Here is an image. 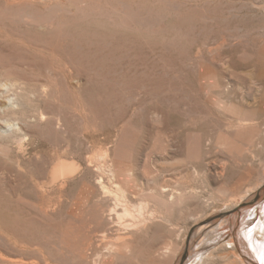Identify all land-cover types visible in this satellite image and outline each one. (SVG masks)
<instances>
[{
	"label": "rangeland",
	"instance_id": "obj_1",
	"mask_svg": "<svg viewBox=\"0 0 264 264\" xmlns=\"http://www.w3.org/2000/svg\"><path fill=\"white\" fill-rule=\"evenodd\" d=\"M2 7L0 1V81H14V92L20 93L17 114L9 112L4 118H21L24 123L22 147L11 138L0 141V164L9 172V180L16 178L11 186L0 181V206L12 219L16 216L7 228L0 225V254L23 251V232L26 239L52 244L56 234L67 227L68 212L83 187L89 185L99 191L96 194L101 193L95 182L98 176L128 189L132 204L144 199L152 208L166 212L170 220L160 225L155 237L146 233L137 236L136 243L143 250L138 259H113L112 264H154L152 255L166 242L173 245L179 258L184 249L199 252L200 239L188 243L194 224L191 217L198 212H223L228 185L235 186L243 179L244 191L264 178V113L257 114L251 126L241 128L246 136L256 131L242 143L227 129L228 123L238 122L236 114L215 105L219 97L248 112L255 89L258 87V94L264 92V80H254L250 75L256 59L264 63V52L260 53L264 51V0H137L134 25L128 24L122 13H108L41 29L34 23L19 26L6 22L3 27ZM64 29L62 38L56 39V30ZM51 31L56 33L49 36ZM50 40L53 45H49ZM51 47L52 51L48 49ZM216 48L223 56L232 55L235 65L223 63L222 69V61H215V53H211ZM212 66L220 71L216 81L202 75L204 67ZM157 114L165 122H156ZM228 139L238 141V150H227ZM57 163L72 169V174L61 192L51 195L56 209L51 206L46 213L37 206L44 195L36 186L48 180V170ZM223 163L225 179L219 180L217 173ZM109 164L114 168L113 180L107 172ZM128 166L132 168L129 186L125 175ZM113 186L118 189L117 184ZM160 186H168V192L179 190L182 196L177 205L162 203ZM263 204L264 191L241 212L248 209L250 216ZM242 213L235 228L238 233ZM206 232L208 241L202 242L196 263L243 264L232 254L224 258V252L221 257L207 259L211 249L219 248L215 242L223 231L219 237L215 229ZM231 234L224 233V241ZM14 241L20 242L19 246ZM231 246L228 244V249ZM173 260L168 258L165 264H174Z\"/></svg>",
	"mask_w": 264,
	"mask_h": 264
},
{
	"label": "bare ground",
	"instance_id": "obj_2",
	"mask_svg": "<svg viewBox=\"0 0 264 264\" xmlns=\"http://www.w3.org/2000/svg\"><path fill=\"white\" fill-rule=\"evenodd\" d=\"M0 1L3 4L2 11H1L2 12V20L5 22V23H3L4 24L3 27H5L6 22L8 24L19 25V26H21L23 23H28V24L34 23V24L38 25L41 29L44 27L48 28V27H52V26H56V25L61 26V25H65L68 23L72 24V21L75 20L76 18H78V19L79 18H89L91 16L96 17L99 15L101 17H103V16H105V14L107 15L108 13H110V14H119V13L124 14L126 19H127L128 24H131V25H134V22L137 19V12L135 9L137 0H0ZM108 16H110V15H108ZM1 22L2 21L0 20V23ZM13 27H15V26H13ZM135 27H136V25H135ZM0 30H1V28H0ZM133 30H134V28H133ZM56 31H57V33L54 31L56 33V35H55L56 39H59L61 37V34H63L62 31H65V29L64 30H56ZM0 32H2V31H0ZM51 32L52 33L49 36L54 34L53 31H51ZM44 33H46V32H44ZM3 36L5 38H7V33H4ZM63 36L65 37L66 35H63ZM76 36H78V35H76ZM21 37H22V35H21ZM52 37H51V39H52ZM5 40H7V39H5ZM8 40H10V39H8ZM51 41L52 40H50V42ZM16 42H19V41L17 40ZM52 42L49 43V45H51ZM58 42H56L55 46H56L57 50L58 49L60 50V48H58V44H57ZM218 45H219V43H218ZM62 46L63 45H61V47ZM220 46H222V44H220ZM218 48H216V50H214L213 52H211V51L210 52L215 53L214 54L215 59L213 58L215 61H222L221 62L222 63V69L225 68V67H223V66H225V64L228 67L235 65V63H233L235 61H232L233 60L232 55L231 56L230 55L229 56H223L220 53ZM35 49H36V47H35ZM37 49H39V48H37ZM48 49H51V51H52L53 48L51 47ZM48 49H47V51H48ZM42 50H43V48H42ZM63 50H65V49H63ZM44 51H45V48H44ZM263 52L264 51H260V53H263ZM255 62L256 63L254 65V67L250 71L251 78L254 80H258V79L264 80V63H259L258 59H256ZM223 63H225V64H223ZM231 63H233V64H231ZM30 65H32V64H30ZM205 66L207 67V65H205ZM206 67H204V69L202 71V75L207 79H211L212 81H216V79L218 78V71L219 70L215 69V67H213V66L211 68H209V67L206 68ZM244 67H246V66H244ZM213 83H215V82H213ZM228 84H226V85H228ZM230 85L231 84H229V86ZM232 85H233V83H232ZM259 85H261V84H258V86ZM15 86H16V83L14 81L12 82L11 80H7V79L0 81V87L2 88V91H0V119H1L0 121H2V124H3V126L0 125V141H1V139H3L4 140L3 142H5V139L7 140L8 138H11L17 142L16 144H19L22 147V144H23V123H24L22 121L23 119L21 120V118H19V119H17V118L16 119L15 118H13V119L4 118L5 116H7V114H11L9 112L16 113V108H18V106L20 104V99H19L20 93L18 92L19 94H16L14 92ZM222 86L219 85V87H222ZM228 88H230V87H228ZM17 89L18 88H16V91H17ZM45 90H47V89H45ZM255 90L258 91V87ZM257 91L254 94V98L251 97V98H253L252 100H254L253 105H251L252 103L251 104L248 103V106L250 104L251 109H252L248 112H245L243 110V108H241L240 106H236L231 101L227 102L224 99L219 98V97H217L215 99V105H217L219 108L236 114L238 122L232 123V122L226 120V121L230 122L227 125V129H229L230 131H234L233 133L236 134L235 139L240 140V142H242V143H246L249 140L248 138L254 137V135L256 134V131L250 130L251 133H249V135L246 136V133H244L243 129H241V128L250 125L251 124L250 122L255 119L254 117L257 114L261 113V115H262L264 113V92L261 93V91H259L261 94H258ZM243 97L245 99V96H243ZM155 121L162 124L163 122H165V119H164V117L157 114L155 117ZM255 124L256 123L254 122V125ZM256 125H258V123ZM24 127H26V126H24ZM235 139L234 140L228 139L227 141H225V145L227 146V150L230 152L238 150V145H237L238 141H235ZM6 143H8V142H6ZM11 143H12V141H11ZM246 149H247V147H246ZM248 150H247V152H248ZM61 163L55 164L51 168L50 171L47 169L49 172V175L47 176L48 180L46 182H44L43 184H41L40 186L39 185L36 186L37 190H39L41 192L42 196L44 195L42 201L39 204H37V206L46 213L48 211H50L48 209H50L51 206H54V208L56 209L57 202H54L53 197L51 195L57 193V190H59V192H61V190L64 188L65 184L69 181L68 178L72 174L70 172V171H72V169H64V167ZM224 163L226 164V162H224ZM225 164H224V167L221 168V172L217 173L218 178L217 177L216 178L219 180L225 179V174H224V171H226ZM227 164H231V163H228V161H227ZM220 165H221V163H220ZM37 166H35V167H37ZM228 166H230V165H228ZM107 167H108V169H107L108 171L104 168H101V166H100V168L102 170L101 172H104V174H106L108 172L111 175V179H112V176L114 177V172H113L114 168L112 169V167H113L112 164H109ZM100 168H99V170H100ZM7 172H8L7 169L2 164H0V181L8 186L16 178L12 177L10 174L12 179L13 178L14 179H13V181L9 180V176H7ZM38 172H41V171H38ZM131 172H132V168L130 166L125 167V175H126V179H128L126 181L127 186H129L128 184L131 182V180H130L131 179ZM95 179H96V177H95ZM256 179L259 180V177ZM256 181L257 180H255V182ZM15 182H16V180H15ZM95 182L97 183L101 193L96 194L99 191H95V189L89 185H85L83 187L82 192L77 196V198L75 199L73 207L68 212L70 219L68 221V224H66L67 227L65 229H62L59 234H56L55 241L52 244L47 243L46 245H44L45 242L42 243L41 240H40L41 242L37 241L38 238L36 239V241H34L32 239L34 241L33 242L32 240L26 239L25 236L27 235V233L21 232L23 235V238H22V241H23V248L22 249H23V251L16 250L15 253L8 254L6 256L0 254V264H112L113 259L114 260L123 259L126 257L138 259L141 256L143 250H142V247L140 246V244L136 243L135 239L137 238L138 235L143 234V233L152 234L155 237L158 233V228L160 227V225L165 224V223H169L170 220L167 216V213L163 212L159 209H156L157 206H156V208H152L150 203L144 199H142L136 205L132 204L130 199L128 198V189L121 187L120 183L118 185V183L113 182V184L111 185L110 183L105 182L104 178L101 176H98V178ZM114 183L117 184L118 189H113ZM208 183H210V182H208ZM244 184H245V180L241 179L237 184H235V186L229 187V185H228V187L225 188L226 198L224 200V203L226 205H225V208L223 207V212L216 213V214H208V215H202V213L199 214V212H198V214L193 215L191 217V219L194 220V224L192 225V227L189 231V234H190V236L192 234V237H191V240L188 241V243L190 242V244H191L195 240L200 239L199 252H198V250L194 251V250L190 249L192 251L189 253V252H187L188 251L187 249L186 250L184 249L183 256L181 258H179L178 253L177 252L175 253V249H174L173 245L169 242H166L163 245L160 244L161 246L159 245L156 252L152 255V257H151L152 263H154V264H158V263L159 264H165V262H167L168 258H170V259L174 258L173 263L179 264L183 260V258L185 257L186 259H185L184 264H199L200 262L199 263H196V262L200 258V251L202 249V246H201L202 242L203 243L207 242L208 237H209L208 236L209 233L206 231H207V229L208 230L210 229L213 232L215 229L216 230V232H215L216 237H219V235L221 234L220 232L223 231L222 236H220L219 240H217L215 242L216 245L217 244H220V245H219V248L217 247L218 249L217 248L211 249V251L206 256L207 259L208 258L211 259V258H214L216 256L221 257V256H219L220 253L224 252V253H226V254H224V258H225V256H229V254H232L236 259L240 260L243 264H264V204L260 207L259 206L256 207V209L253 210V212L250 216L247 215L248 209H247V211L245 210L244 213H242L243 212L242 210L244 209L243 206L248 205L250 202L253 201V199L255 198L256 195H258L259 193L264 191V178L261 179V181L256 182V184H253L252 186L249 184L251 187H249L243 191ZM33 186L35 187V185H33ZM38 186H39V189H38ZM115 188H116V186H115ZM160 188H161V186H160ZM167 188H168V186L167 187L164 186L161 188V192H162L161 196L163 198L162 203L166 206L174 207L175 205H177L182 194L179 193V190H174L172 192H170V191L168 192ZM191 190L193 191V189H191ZM37 193H38V191H37ZM166 194H167V196H166ZM94 196H96V197H94ZM158 201H159V199H158ZM6 205H8V203ZM134 207H136L137 210ZM133 208L136 211L133 210ZM241 208H243V209H241ZM8 212H9L8 210L6 212V210H3L0 206V225L5 226L6 228L8 227L9 224H12L13 221L15 222V219H16V216H15V219H14V216L12 219V216L10 217V214ZM259 212L261 214H259ZM239 213L245 214L244 217H241L240 224H239L240 227L238 230H240L241 233L235 232L236 225H238V223H239L238 222L239 218H240L238 216ZM229 214H233V215L230 216ZM258 214L260 215L259 219H258V221H255V219L258 218ZM17 217H18V215H17ZM25 217L23 216V218H22L23 223L26 222ZM32 220L33 219H31L30 221H32ZM34 222L35 221L32 222L33 225H34ZM19 223H20V221H19ZM29 223H31V222H29ZM36 223H37L36 224V227H37V225L39 223L38 222H36ZM16 224H18V223L16 222ZM33 225L31 224V226H33ZM42 225H44V224H42ZM22 228H23V231H29L28 229H26V227H22ZM29 228H30V226H29ZM37 229H39V228L37 227L36 230ZM43 229L45 230L44 227H43ZM176 230H175V233L177 236H179L180 232H179L178 228H176ZM39 231L37 233H39ZM226 232H228L229 234L234 232V235L231 234V237L228 240L224 241V239H223L224 235L223 234ZM43 234L46 235V233H43ZM34 235H35V233H34ZM227 235H225V236H227ZM52 236H53V234H52ZM3 237H5V235H3ZM19 237H22V236H19ZM33 237H35V236H33ZM29 238H31V237H29ZM188 239H190V237H188ZM209 241H211V240H209ZM18 243H20V242H17L16 244H18ZM3 244H5V243H3ZM228 244L232 245L230 249H228L229 247H227ZM4 246H6V245H4ZM12 246L14 247L15 245H12ZM18 246H19V244H18ZM7 247H8V245H7ZM10 247L11 246H9V248ZM0 248H1V246H0ZM9 248L8 249L6 248L7 251H10ZM19 248H21V247H19ZM241 248L242 249L244 248L243 251L245 253L242 252ZM15 249H17V248L15 247ZM15 249H13V250H15ZM180 251H181V249H180ZM217 253H218V255H217ZM22 255H23V257H22ZM228 261H230V259Z\"/></svg>",
	"mask_w": 264,
	"mask_h": 264
},
{
	"label": "water",
	"instance_id": "obj_3",
	"mask_svg": "<svg viewBox=\"0 0 264 264\" xmlns=\"http://www.w3.org/2000/svg\"><path fill=\"white\" fill-rule=\"evenodd\" d=\"M185 257L183 258V260L179 263V264H184V262H185Z\"/></svg>",
	"mask_w": 264,
	"mask_h": 264
}]
</instances>
